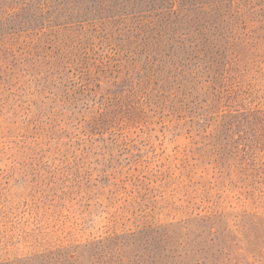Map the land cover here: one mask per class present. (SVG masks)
Here are the masks:
<instances>
[{
    "label": "rangeland",
    "instance_id": "374dc122",
    "mask_svg": "<svg viewBox=\"0 0 264 264\" xmlns=\"http://www.w3.org/2000/svg\"><path fill=\"white\" fill-rule=\"evenodd\" d=\"M22 2L0 264H264V0Z\"/></svg>",
    "mask_w": 264,
    "mask_h": 264
},
{
    "label": "trees",
    "instance_id": "16d2710c",
    "mask_svg": "<svg viewBox=\"0 0 264 264\" xmlns=\"http://www.w3.org/2000/svg\"><path fill=\"white\" fill-rule=\"evenodd\" d=\"M7 1L8 0H0V9H2V7L6 4ZM150 1H152V0H132V4H135L136 2L137 3H140V2L144 3V2H150ZM163 1H170V3L173 4L174 2H177L178 0H163ZM188 1H190V4H193V1H197L196 7L199 8L200 11H202V10H207L212 5H215V6H217L218 4L227 5L229 3L233 5L236 0H188ZM22 3L25 6L26 5L28 6V5H30V3H32V0H23ZM8 9H10V8H8ZM8 9L6 11H8Z\"/></svg>",
    "mask_w": 264,
    "mask_h": 264
}]
</instances>
